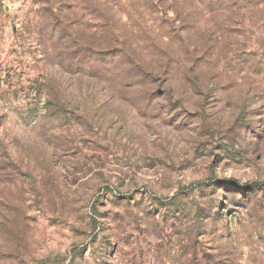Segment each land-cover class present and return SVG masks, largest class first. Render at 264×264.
<instances>
[{
  "label": "rangeland",
  "instance_id": "obj_1",
  "mask_svg": "<svg viewBox=\"0 0 264 264\" xmlns=\"http://www.w3.org/2000/svg\"><path fill=\"white\" fill-rule=\"evenodd\" d=\"M0 264H264V0H0Z\"/></svg>",
  "mask_w": 264,
  "mask_h": 264
}]
</instances>
